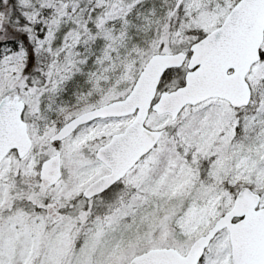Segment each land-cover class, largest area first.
Here are the masks:
<instances>
[{
	"label": "snow or ice",
	"instance_id": "obj_1",
	"mask_svg": "<svg viewBox=\"0 0 264 264\" xmlns=\"http://www.w3.org/2000/svg\"><path fill=\"white\" fill-rule=\"evenodd\" d=\"M0 264H264V0H0Z\"/></svg>",
	"mask_w": 264,
	"mask_h": 264
}]
</instances>
